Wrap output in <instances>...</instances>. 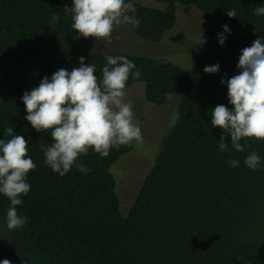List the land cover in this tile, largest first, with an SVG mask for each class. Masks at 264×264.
<instances>
[{
	"label": "trees",
	"instance_id": "trees-1",
	"mask_svg": "<svg viewBox=\"0 0 264 264\" xmlns=\"http://www.w3.org/2000/svg\"><path fill=\"white\" fill-rule=\"evenodd\" d=\"M167 8L135 5L138 27L126 25L150 42H160L173 29L177 5L202 12L204 39L198 59L183 67L164 56L88 50L72 28L73 0H0V139L23 136L37 167L27 177L30 192L22 195V228L9 230L10 200L0 193V262L11 264H264V140L243 138L244 152L219 150L224 130L211 125V110L229 109L228 80L238 75L242 50L264 37V16L255 14L264 0H156ZM236 10V17L226 13ZM53 14L59 22L50 25ZM228 25L231 34L224 32ZM226 36L221 46L218 34ZM108 55L125 56L140 71L126 88L145 84L146 99L163 105L178 95L177 116L159 145L154 164L128 212L121 211L112 167L134 143L113 147L107 157L90 149L63 177L45 163L41 145L53 141L51 129L37 132L26 119L22 97L45 76L63 68L95 64L98 79ZM219 64L218 73L204 71ZM134 69L133 71H135ZM262 167L249 169L251 151ZM27 158V157H26ZM238 160L231 167L229 160Z\"/></svg>",
	"mask_w": 264,
	"mask_h": 264
},
{
	"label": "clouds",
	"instance_id": "clouds-1",
	"mask_svg": "<svg viewBox=\"0 0 264 264\" xmlns=\"http://www.w3.org/2000/svg\"><path fill=\"white\" fill-rule=\"evenodd\" d=\"M66 11L72 13L71 26L80 36L95 37L103 44L113 42V33L119 26L138 27L140 24L134 14L129 15L136 12L135 5L125 0H73L72 7ZM226 14L236 17V10L229 9ZM255 14L264 16V7H257ZM53 22H59L58 15L53 14L49 22L52 27ZM223 28L225 33L231 34L228 25ZM218 40L224 46L226 36L220 33ZM196 43L203 47L206 40L202 36ZM106 60L102 79L95 74L96 65L86 64L85 58L80 57V67L70 72L61 68L51 79L45 76L38 87L26 91L22 97L28 113L26 119L32 127L37 132L51 129L53 142L41 147L45 163L61 177L74 166L89 173L91 169L81 163L79 157L90 149L107 157L113 147L143 142L132 104L124 101L129 77L138 79L140 71L122 55H108ZM237 67L238 75L221 80V84H227L228 99L234 107L229 109L221 104L211 110L212 127H219L225 133L219 139L222 152L229 151L228 135L232 148L238 152L250 147L247 142L241 143L243 138L264 140V37L242 50ZM219 70V64L204 69L210 74ZM6 133L11 139H0V193L10 200L7 227L14 230L27 222V217L18 215L16 206L23 203L21 196L30 192L27 177L37 165L28 155V141L23 136L13 135L11 126ZM244 163L252 170L262 167L261 158L254 150ZM228 164L238 167L239 161L230 159ZM0 264H11V261L4 259Z\"/></svg>",
	"mask_w": 264,
	"mask_h": 264
},
{
	"label": "rangeland",
	"instance_id": "rangeland-1",
	"mask_svg": "<svg viewBox=\"0 0 264 264\" xmlns=\"http://www.w3.org/2000/svg\"><path fill=\"white\" fill-rule=\"evenodd\" d=\"M144 5L167 8L156 0H136ZM177 20L160 42H150L138 37L126 25L119 26L113 33V42L103 44L95 37L80 36L90 51L129 52L149 56H164L183 67H191L198 59L202 47L196 42L204 37L202 12L193 5L178 4ZM80 35V34H79ZM116 37H119L117 39ZM145 84L137 82L126 88L124 101L131 103L135 121L143 134L142 143L124 154L112 167L117 181V192L121 211L126 214L132 205L144 177L154 164L160 142L177 116L178 95H170L163 105L149 102L144 94Z\"/></svg>",
	"mask_w": 264,
	"mask_h": 264
}]
</instances>
